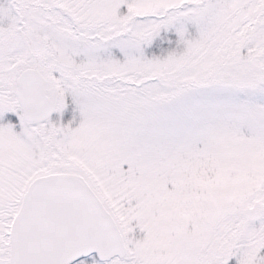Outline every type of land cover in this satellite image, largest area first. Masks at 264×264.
<instances>
[{"label": "snow or ice", "instance_id": "1", "mask_svg": "<svg viewBox=\"0 0 264 264\" xmlns=\"http://www.w3.org/2000/svg\"><path fill=\"white\" fill-rule=\"evenodd\" d=\"M0 264H264V0H0Z\"/></svg>", "mask_w": 264, "mask_h": 264}]
</instances>
